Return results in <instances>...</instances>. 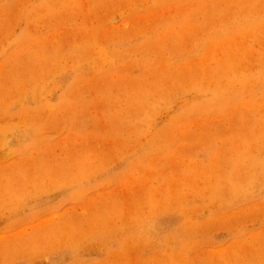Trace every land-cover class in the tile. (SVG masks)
I'll return each mask as SVG.
<instances>
[{
	"label": "rangeland",
	"instance_id": "obj_1",
	"mask_svg": "<svg viewBox=\"0 0 264 264\" xmlns=\"http://www.w3.org/2000/svg\"><path fill=\"white\" fill-rule=\"evenodd\" d=\"M0 264H264V0H0Z\"/></svg>",
	"mask_w": 264,
	"mask_h": 264
}]
</instances>
